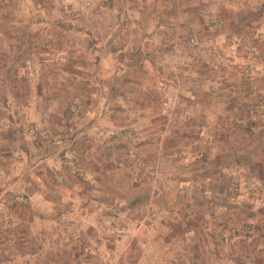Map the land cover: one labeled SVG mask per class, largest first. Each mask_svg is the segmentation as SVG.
Returning a JSON list of instances; mask_svg holds the SVG:
<instances>
[{
  "label": "rangeland",
  "instance_id": "374dc122",
  "mask_svg": "<svg viewBox=\"0 0 264 264\" xmlns=\"http://www.w3.org/2000/svg\"><path fill=\"white\" fill-rule=\"evenodd\" d=\"M190 9L194 0H0V264H264V76L235 67V55L264 49V0H199L206 21L181 16ZM100 49H123L124 64L127 49H167L166 74L181 84L161 99L183 101L176 118L160 108L170 127L117 110L116 94L139 90L100 74ZM173 49H219L199 68L233 80L243 113L229 134H194V86H183L194 54ZM199 144L217 153L197 158Z\"/></svg>",
  "mask_w": 264,
  "mask_h": 264
},
{
  "label": "crops",
  "instance_id": "0c3cea01",
  "mask_svg": "<svg viewBox=\"0 0 264 264\" xmlns=\"http://www.w3.org/2000/svg\"><path fill=\"white\" fill-rule=\"evenodd\" d=\"M194 0V10L190 11H182V17L185 16V18H189L190 16L193 17L194 20H201L200 16L204 17L202 21H206L208 19L207 14H199V11L197 9V6H199V0ZM181 5L178 1V3H175ZM184 3V2H183ZM185 5V3L183 4ZM150 5L147 4L146 8L143 10L147 12V14L151 13V8H149ZM194 12V13H193ZM150 16V15H149ZM261 24V23H259ZM261 29H264V25H261ZM206 31L203 30V33ZM128 53L125 56L126 64H124L121 60V52H123V49H100V53L102 54V58L100 59V74L104 73L106 74H112V77L114 78V81H123L117 84L118 86H126L128 89H134V87L139 90V93L137 92L135 95H130L129 93L127 95L122 94H116L115 100L113 102L116 105V107H124V111H122L120 108L117 110L122 111V114H126V116H143L144 121L151 118H157L163 120L164 126L166 128L170 127V124H168L166 118H163L160 116L162 112H160V108L163 107L164 113L169 115L170 108L172 109V115L176 118L177 115L181 112V96L179 94L172 95V99L168 100L166 97L164 99L162 98V93L165 90V87H171L174 88V91H177L179 93V90H177V87L180 86L181 80L178 79L177 76H168L166 74V65L163 62L162 56L165 53V50L167 49H127ZM178 54H187L188 51L192 52L194 54V68L191 69L190 75V81L187 83L188 85L183 86H189L194 88V93L187 99L188 102L191 103L192 111H194V134L196 133V136L200 138L201 136H204L205 133H207L209 130L219 133L220 135L230 133L231 127L233 126L232 120L236 117L237 113L242 114V110L237 107L238 102L240 101L238 99V96L236 94H232V88H234V84L231 83L233 80H228V75L226 77H222L221 75L224 74L223 72L220 73V76L210 78L206 74L201 72L200 64L201 58L205 60L207 64H210L209 60L211 57L209 56L212 51H218L219 49H173ZM242 50V49H240ZM247 51H244V57L235 55V57H239L235 60V62H239L242 65L235 66L238 69L239 75L241 73V67L243 64L244 66H248L250 64L252 70L255 74L262 77L264 76V49H246ZM99 53V51H98ZM158 55L157 59H154L153 55ZM120 56V57H119ZM201 56V58H200ZM234 56V55H230ZM112 58V61L109 64H106V61ZM234 58V57H233ZM252 58V61H251ZM50 62V61H49ZM157 62V63H156ZM53 64V62H52ZM242 67V69L246 68ZM219 68V67H218ZM108 69L110 70V73H108ZM244 71V70H243ZM126 72V73H125ZM125 74V75H124ZM194 78V80H193ZM105 82V81H104ZM184 82H187V80H182V84ZM221 85L224 86L225 89L221 91V93L224 94V92H229L228 94L231 95H220V92H215L213 89L211 90V86L213 85ZM158 89V93H155L158 95V99H156V96L152 92H148V89H151L154 86ZM204 87H210L208 90L210 93H205L202 91ZM193 91V90H192ZM161 96V97H160ZM134 103L138 106L135 107L134 105H128V103ZM161 101L162 104H161ZM167 102H169V107ZM183 102V101H182ZM112 112H116L115 110L111 109ZM169 111V112H168ZM159 115V116H158ZM160 120V122L162 121ZM139 125H136L135 122L129 125L132 128L138 129L142 128L141 123ZM149 124L148 122H145L142 124V126L145 128V130L150 129V126H146ZM221 146L220 148L223 150V152L227 153L229 152V148L227 147V142L225 140H222L219 142ZM194 153H197V158H201L204 155H211V152H216V146L214 148L209 147L208 145L203 146L202 144H199L197 147L194 146ZM209 153V154H208ZM264 152H261V155H258L256 157L255 154V161L259 163L264 162ZM229 154V153H227ZM263 154V156H262ZM201 156V157H200ZM197 160V159H196ZM235 161H237V164L241 163V158L238 157ZM221 172V171H220ZM218 206H212L210 210H208V213L211 217V221H215V215L217 213ZM222 209V208H221ZM223 210H227L223 209ZM256 215H261L263 212L261 209L256 207L254 209ZM213 222H210L212 224ZM209 224V222H208ZM210 229L213 230L212 225L208 226ZM215 228V227H214ZM239 236L238 238H240ZM223 240V239H222ZM231 238H228L227 241H229ZM239 246V241H234ZM237 260V259H236ZM227 262V261H226Z\"/></svg>",
  "mask_w": 264,
  "mask_h": 264
}]
</instances>
